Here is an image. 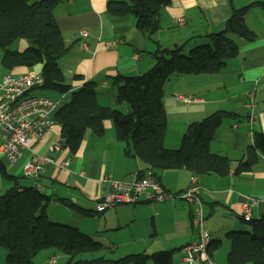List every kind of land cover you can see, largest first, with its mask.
<instances>
[{
	"label": "crops",
	"instance_id": "0c3cea01",
	"mask_svg": "<svg viewBox=\"0 0 264 264\" xmlns=\"http://www.w3.org/2000/svg\"><path fill=\"white\" fill-rule=\"evenodd\" d=\"M110 1L128 0H64L54 15L68 48L60 68L71 92L78 91L86 82H95L99 103L122 111L126 107L118 103L113 78L146 73L154 66L153 54L158 50L185 46L184 52L188 53L205 45L209 42L207 36L223 30L233 7L242 9L264 3V0H171L170 6L161 12L160 30L148 38L137 28L133 16L109 15ZM246 23L255 35L254 40L237 38L239 55L228 61L220 73L174 77L164 88L167 149L180 148L189 125L216 112L232 114L224 120L210 146L212 153L231 160V172L226 177L213 173L196 176L201 187L204 227L212 238L208 253L216 264H227L231 249L228 233L252 231L250 222L244 220L245 207H250L252 221L264 215V155H260L250 171L236 173L255 134H264L263 7L251 6ZM83 31L88 33L87 37L81 35ZM14 45L13 51L17 52L28 48L25 40ZM36 71L41 73L42 66L17 67L7 70L6 75ZM42 87L39 89L43 90ZM68 97L69 94L58 95L53 100L65 101ZM104 128L105 133L100 137L87 131L76 154L65 146L52 155L59 162L68 161L67 168L50 165L38 180L28 179L20 185L33 188L40 184L41 193L51 198L47 208L49 219L96 238L109 248V256H116L115 260L131 254L174 251V264H187L182 250L198 234L193 227V208L182 199L172 198L161 204L121 205L97 216L96 205L109 192V187L102 184L104 178L127 181L136 174H151L144 162L125 156L126 146L116 139L112 121H104ZM57 139H61L59 125L35 146L38 154L48 156L49 146ZM30 158L31 153L25 151L16 164L2 165L8 175L16 177L24 175L23 167ZM158 176L167 192L179 195L190 187L195 175L180 169L164 171ZM215 241H220V246ZM178 252L180 258L174 257ZM53 256L57 255L51 254V250L43 251L39 262L46 259L44 263L49 264Z\"/></svg>",
	"mask_w": 264,
	"mask_h": 264
},
{
	"label": "trees",
	"instance_id": "16d2710c",
	"mask_svg": "<svg viewBox=\"0 0 264 264\" xmlns=\"http://www.w3.org/2000/svg\"><path fill=\"white\" fill-rule=\"evenodd\" d=\"M64 0H0V49L4 51L2 65L8 71L17 67L33 69L42 66L43 91L56 95L69 94L56 114L61 139L76 154L85 133L96 136L105 133L104 121H112L116 139L125 144V156L144 162L151 174L168 170L187 169L195 176L217 174L226 177L232 170L227 157L210 150L224 120L232 114L216 112L206 119L188 126L179 149L164 146L168 127L164 107V88L168 81L183 75H216L228 61L239 55L236 39L253 41L255 35L246 23V16L254 3L242 9L232 8L231 17L222 31L207 36L205 45L185 53V46L158 50L153 54L154 66L135 76H117L112 85L117 99L126 111L102 106L97 98L95 82H86L71 92L60 68L68 48L54 12ZM171 0L110 1L108 14L114 17L133 16L137 28L148 38L160 30L161 12ZM18 40H25L24 52L9 51ZM71 92V93H70ZM264 155V134L256 133L247 148L245 159L236 173L250 171ZM3 177L14 183L0 194V247L8 253L6 264H35L36 256L44 250H54L66 257L65 264H174V251L154 254H131L121 259L107 258L109 248L78 229L55 223L47 215L51 198L35 188L22 187L19 178L11 177L0 165ZM159 181V179H158ZM251 232H231L226 235L231 249L227 264H264V215L250 221ZM220 241H215L220 246ZM212 243L209 246L211 248Z\"/></svg>",
	"mask_w": 264,
	"mask_h": 264
},
{
	"label": "built area",
	"instance_id": "2783aa9c",
	"mask_svg": "<svg viewBox=\"0 0 264 264\" xmlns=\"http://www.w3.org/2000/svg\"><path fill=\"white\" fill-rule=\"evenodd\" d=\"M81 35L87 37L88 33L83 31ZM43 85L44 79L39 72L9 73L0 82V159L14 165L25 151H29L31 158L25 163L23 174L30 180H38L50 165H57L60 169L69 166L68 161L59 162L52 156L64 149L62 139L49 146L48 156H40L35 148L56 128V114L65 102L63 98L55 101L33 96L32 92ZM180 100L184 99L180 97ZM102 184L109 187V192L96 205L97 216L121 205L161 204L172 198L182 199L193 208V227L198 234L194 242L183 248V261L187 264H216L208 253L212 238L204 227L201 187L196 176L192 177L190 187L179 195L167 192L152 174H136L127 181L106 177ZM35 188L41 190L42 186L37 184ZM245 208L244 220L250 222V207ZM54 262L55 259L52 260Z\"/></svg>",
	"mask_w": 264,
	"mask_h": 264
},
{
	"label": "rangeland",
	"instance_id": "374dc122",
	"mask_svg": "<svg viewBox=\"0 0 264 264\" xmlns=\"http://www.w3.org/2000/svg\"><path fill=\"white\" fill-rule=\"evenodd\" d=\"M19 42L23 41V40H18ZM15 45L14 43L8 48L9 51H13L15 50ZM3 55H4V51L2 49H0V82L2 81L3 77L6 75V69L4 68V66L2 65V58H3ZM34 69V68H33ZM36 72H39V71H36ZM32 95L33 96H41V97H49V98H52V99H55V98H58V95L54 94V93H48L46 91H43V90H40V89H37L35 91L32 92ZM69 101V97L66 98L65 102H68ZM63 102V103H65ZM1 160V159H0ZM3 162V163H2ZM2 164H5V165H8L7 162L5 160H1L0 161V165ZM9 167V165H8ZM7 169V167H6ZM8 172V170H6ZM19 178V182L20 183H25L28 181L27 178H25L24 175H22V173L19 175V176H16ZM14 185L13 182L11 181H8L6 180L1 171H0V194H4L8 189H10L12 186ZM35 188V187H33ZM36 189V188H35ZM38 190V189H36ZM42 190V189H41ZM41 190H38L41 192ZM101 199V198H100ZM152 204H156V203H152ZM197 232V231H196ZM83 233V232H81ZM85 234V233H83ZM95 240H97L96 238H94ZM44 251H48V250H44ZM43 252V251H42ZM41 252L39 253V255L36 256V259L34 260L35 261V264H47V263H44L45 260L40 263V259L38 258L40 256ZM51 254H56V251L54 250H51ZM107 255V258L109 259H113L115 260V257L116 256H109V254H106ZM7 256H8V253L5 249L1 248L0 247V264H6V259H7ZM174 257H179L180 258V252L176 253ZM38 258V259H37ZM41 258V257H40ZM55 259V262L52 263V260ZM38 260V261H37ZM66 262V257L62 256V255H57V256H53L52 258H50L48 260V263L49 264H65ZM150 264H153V263H150Z\"/></svg>",
	"mask_w": 264,
	"mask_h": 264
}]
</instances>
